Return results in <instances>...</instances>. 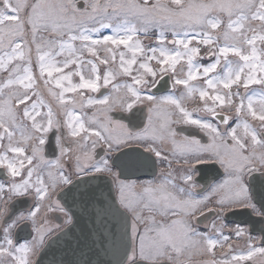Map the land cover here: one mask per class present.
Segmentation results:
<instances>
[{
  "label": "snow or ice",
  "instance_id": "snow-or-ice-1",
  "mask_svg": "<svg viewBox=\"0 0 264 264\" xmlns=\"http://www.w3.org/2000/svg\"><path fill=\"white\" fill-rule=\"evenodd\" d=\"M108 213L115 264H264V0H0V264Z\"/></svg>",
  "mask_w": 264,
  "mask_h": 264
},
{
  "label": "water",
  "instance_id": "water-1",
  "mask_svg": "<svg viewBox=\"0 0 264 264\" xmlns=\"http://www.w3.org/2000/svg\"><path fill=\"white\" fill-rule=\"evenodd\" d=\"M130 115V114H129ZM140 122L137 120V123ZM141 176H146L141 174ZM140 176V177H141ZM105 196L107 195V190L105 189ZM87 221V217L85 218ZM103 226H100V222L97 221V226L99 227L100 233H103L107 239L101 243L99 235L93 236L88 241V246L78 250L75 254L67 247L64 239L60 241L50 242V245L47 249L46 254L43 255V264H61V262H66L70 260L76 261H91V264H115V261L118 259V245H113L112 237L110 235L113 231H118L117 228H114L113 225L117 224V219L113 217L111 213H108L104 216L102 221ZM77 235L79 231L76 230ZM257 233V232H253ZM93 241H95L93 243Z\"/></svg>",
  "mask_w": 264,
  "mask_h": 264
},
{
  "label": "flooded vegetation",
  "instance_id": "flooded-vegetation-1",
  "mask_svg": "<svg viewBox=\"0 0 264 264\" xmlns=\"http://www.w3.org/2000/svg\"><path fill=\"white\" fill-rule=\"evenodd\" d=\"M158 94H161V93H158ZM139 123V122H138ZM141 179H150L151 177L150 176H141L140 177ZM219 178H222V175ZM18 208H20L19 205H17ZM20 210H24L23 208H20ZM30 232V226L29 227H23L22 226V230L21 229H18V235L21 236V237H26L28 236ZM253 235H259V234H255V233H252Z\"/></svg>",
  "mask_w": 264,
  "mask_h": 264
},
{
  "label": "rangeland",
  "instance_id": "rangeland-1",
  "mask_svg": "<svg viewBox=\"0 0 264 264\" xmlns=\"http://www.w3.org/2000/svg\"><path fill=\"white\" fill-rule=\"evenodd\" d=\"M162 94V93H161Z\"/></svg>",
  "mask_w": 264,
  "mask_h": 264
}]
</instances>
